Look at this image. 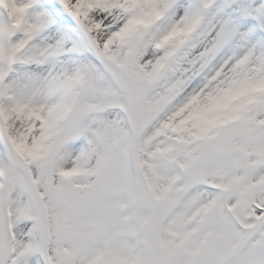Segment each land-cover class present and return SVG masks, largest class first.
Wrapping results in <instances>:
<instances>
[{
    "label": "snow or ice",
    "instance_id": "obj_1",
    "mask_svg": "<svg viewBox=\"0 0 264 264\" xmlns=\"http://www.w3.org/2000/svg\"><path fill=\"white\" fill-rule=\"evenodd\" d=\"M0 264H264V0H0Z\"/></svg>",
    "mask_w": 264,
    "mask_h": 264
}]
</instances>
